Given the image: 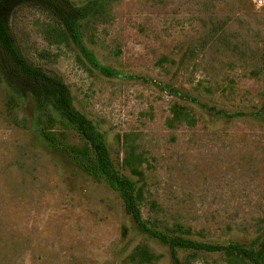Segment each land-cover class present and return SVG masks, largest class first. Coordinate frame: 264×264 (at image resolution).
Returning <instances> with one entry per match:
<instances>
[{
  "label": "rangeland",
  "instance_id": "1",
  "mask_svg": "<svg viewBox=\"0 0 264 264\" xmlns=\"http://www.w3.org/2000/svg\"><path fill=\"white\" fill-rule=\"evenodd\" d=\"M57 1L74 36L27 0H0V19L66 85L144 224L264 264V0ZM94 159L55 87L0 47V264H252L232 249L172 255L79 165Z\"/></svg>",
  "mask_w": 264,
  "mask_h": 264
},
{
  "label": "trees",
  "instance_id": "2",
  "mask_svg": "<svg viewBox=\"0 0 264 264\" xmlns=\"http://www.w3.org/2000/svg\"><path fill=\"white\" fill-rule=\"evenodd\" d=\"M34 3H39L49 8L60 20L65 24V27L71 35L76 33L75 18L67 12L63 6L59 4L57 0H27ZM0 47L2 51L8 56V58L16 65L20 71L34 78H39L42 81L47 82L49 85L54 86L56 89V102L62 115L69 121L74 122L78 126V131L85 139L88 146L93 152L94 161L91 164H85L80 162L79 165L86 170L90 175L95 178L103 179L111 188L118 192L123 204L124 210L132 217L137 227L149 233L150 235L158 238L160 241L167 243L171 248V254L174 255V248L176 246H189L192 248L205 249L208 251H217L221 249H232L242 254L252 264H261L258 257L246 248L238 244H211L206 242L192 241L185 238H178L167 236L163 232H159L148 228L142 221L139 213V209L134 201L133 187L130 179L118 174L112 167V163L104 144V141L93 132L84 115L78 113L73 109L71 99L68 96L66 85L55 78L47 76L42 71L31 67L25 59L17 52L12 35L8 31L5 23L0 19ZM1 67L4 69V64L1 60ZM107 72H109L107 70ZM8 85H12V80L6 76Z\"/></svg>",
  "mask_w": 264,
  "mask_h": 264
}]
</instances>
